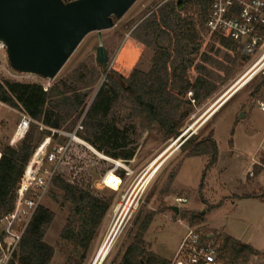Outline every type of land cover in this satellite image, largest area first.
Instances as JSON below:
<instances>
[{
  "label": "rangeland",
  "instance_id": "1",
  "mask_svg": "<svg viewBox=\"0 0 264 264\" xmlns=\"http://www.w3.org/2000/svg\"><path fill=\"white\" fill-rule=\"evenodd\" d=\"M168 1L177 2L135 0L120 18L113 19L112 27L87 33L54 78L33 75L17 80L0 72V80L39 82L50 86L60 79H73L79 73L87 78L90 71L100 70L102 72L86 98L87 106L81 119L87 118L106 128L109 121L99 111L87 112L90 103L109 75L121 81L119 74L127 79L134 71H150L156 46L138 38L136 27ZM176 10L181 18L192 20L196 33L190 44L195 49H189L183 58L184 75L190 82L197 76H205L211 92L195 97V89L191 88L179 95L175 119L181 118L182 114L185 116L181 118L176 136L166 137L156 125L139 127L135 151L128 160L107 156L84 140L88 152L76 154L73 173L76 180L89 183L94 193L110 199V206L87 246H77L60 238L69 204L62 200L61 191L52 188L41 203L54 212L43 237L54 248L49 264H119L125 249L138 234L145 215L151 216L142 233L146 255L155 254L169 263L183 256L178 252L179 246L191 229L201 242L215 249L218 264L227 262L228 253L222 251L226 236L246 243L256 251L240 254L236 264H264V112L257 107V100L264 98L261 89L264 76L258 74L236 92H233L234 88L226 92L245 71L250 59L241 54L237 45H222L216 35L200 23L194 3L183 1L182 8ZM99 44L108 53L105 70L95 60V49ZM122 50L123 67L116 64ZM128 55H133L130 66L127 65ZM0 61L9 66L3 53ZM113 70L116 73H112ZM130 106L127 100L120 99L115 114L118 125L133 123L140 126L142 117L127 116ZM19 111L0 101V145L8 143ZM240 113L243 115L239 116ZM191 131L196 140L210 137L216 143L217 160L207 169L208 155L187 156L189 146L177 147ZM64 141L63 137H57L54 143ZM102 150L118 152L120 149L113 150L104 145ZM110 167L118 178L115 188L102 187L99 183L104 170ZM249 170L253 172L252 176ZM251 195L256 198L236 199ZM177 197L185 198V201L177 202ZM171 206H177L178 211ZM2 227L0 224L1 230Z\"/></svg>",
  "mask_w": 264,
  "mask_h": 264
},
{
  "label": "trees",
  "instance_id": "2",
  "mask_svg": "<svg viewBox=\"0 0 264 264\" xmlns=\"http://www.w3.org/2000/svg\"><path fill=\"white\" fill-rule=\"evenodd\" d=\"M183 1L192 2L197 6L200 23H203L207 0ZM176 8V3L165 2L136 27L138 38L144 43H153L156 46L150 71L147 73L134 71L127 79L119 74L121 81L109 75L107 81L96 91L87 112L99 111L101 116L109 121L108 127L101 128L87 118L81 119L87 106L86 98L90 89L102 72L96 69V72L90 71L87 78L85 74L79 73L73 79H60L46 90L39 82L0 80V101L25 112L33 120L48 128L70 132L81 119L82 129L78 132L79 137L112 158L128 160L133 156L136 139L140 133L139 127L149 128L156 125L166 137L176 136L182 124L181 118L185 116L182 114L181 118L175 119L179 95L191 88L195 89V97L201 94L207 96L211 92L205 76H197L190 82L184 75L186 65L183 64V58L189 49L191 51L195 49L191 48L190 44L193 43L196 33L192 20L181 18ZM216 37L226 47L235 45L227 37L221 35ZM122 52L123 50L116 61L121 67L124 62ZM128 56L130 61L127 65L130 66L133 55ZM112 73H116L115 70ZM120 99L127 100L131 105L128 117H142L140 126L136 127L133 123L118 125L115 114L117 107L120 106ZM47 134H49L47 129H39L38 124L31 123L17 145L11 146L8 143L0 145V217L12 208L17 182L23 169L36 145ZM104 145L110 146L113 150H120L105 152L102 150ZM181 145L190 147L187 156L208 155L206 169L216 161L217 146L210 137L196 140L190 135ZM86 152L88 151L84 145L69 143L46 194L48 195L52 188L61 191L62 200L69 204V212L61 229L60 238L81 247L87 246L110 206V199L94 193L89 183L83 184L76 180V174L72 170L75 156L77 153L83 155ZM204 173L201 179L204 178ZM243 197L256 198L254 195ZM53 218L52 210L42 205L36 209L8 264L50 263L54 248L46 243L43 237ZM150 220V215H145L141 220L139 232L125 249L119 264H170L155 254H144L142 233ZM222 251L228 253L225 264H236L242 253H256L250 245L230 236L225 237Z\"/></svg>",
  "mask_w": 264,
  "mask_h": 264
},
{
  "label": "built area",
  "instance_id": "3",
  "mask_svg": "<svg viewBox=\"0 0 264 264\" xmlns=\"http://www.w3.org/2000/svg\"><path fill=\"white\" fill-rule=\"evenodd\" d=\"M203 23L211 34L229 38L238 46L241 54L250 59L249 65L237 79L246 75L237 85V89L258 74L264 76V0H207ZM1 53L6 57V46L2 41ZM0 72H5L17 80L33 76L30 73L18 72L1 61ZM41 85L44 90L49 87L48 84ZM261 89L264 90V82L261 83ZM257 107L264 112V98L257 100ZM31 123L38 124L39 129H47L49 134L34 148L17 182L13 206L0 217V224L3 226L2 230L0 229V264L9 262L31 217L42 205V199L48 192L69 143L84 145V140L78 135L82 129L81 119L73 130L68 132L45 127L23 111L18 112V120L8 144L17 145ZM57 137H63L64 143H54ZM248 173L253 175L251 170ZM99 181L102 187L110 185L115 188L118 178L113 167L106 170ZM175 200L183 202L185 198L177 197ZM178 252L183 253V256L174 258L170 264H218L215 249L201 242L200 237L191 229L183 237Z\"/></svg>",
  "mask_w": 264,
  "mask_h": 264
},
{
  "label": "water",
  "instance_id": "4",
  "mask_svg": "<svg viewBox=\"0 0 264 264\" xmlns=\"http://www.w3.org/2000/svg\"><path fill=\"white\" fill-rule=\"evenodd\" d=\"M134 1L0 0V41L6 46V59L18 72L54 78L87 33L112 27L113 19L120 18ZM182 2L177 0V8ZM107 59L106 49L99 44L95 60L103 70ZM171 208L178 211L177 206Z\"/></svg>",
  "mask_w": 264,
  "mask_h": 264
},
{
  "label": "bare ground",
  "instance_id": "5",
  "mask_svg": "<svg viewBox=\"0 0 264 264\" xmlns=\"http://www.w3.org/2000/svg\"><path fill=\"white\" fill-rule=\"evenodd\" d=\"M244 78H246V75H244L243 77H241L239 80H237L231 87H229L227 90H226V92H228L230 89H233L234 88V90H233V92H236L238 89H237V85L241 82V81H243L244 80ZM192 132V131H191ZM181 141V140H180ZM180 141H179V143H180ZM179 143L177 144V147H178V145H179ZM101 155V154H100Z\"/></svg>",
  "mask_w": 264,
  "mask_h": 264
},
{
  "label": "crops",
  "instance_id": "6",
  "mask_svg": "<svg viewBox=\"0 0 264 264\" xmlns=\"http://www.w3.org/2000/svg\"><path fill=\"white\" fill-rule=\"evenodd\" d=\"M196 156H200V155H196ZM195 156V157H196ZM201 156H206V155H201ZM217 157H218V153H217ZM216 160H217V158H216ZM216 162V161H215ZM246 198H252V197H243V196H240V197H237L236 199H238V200H242V199H246Z\"/></svg>",
  "mask_w": 264,
  "mask_h": 264
}]
</instances>
